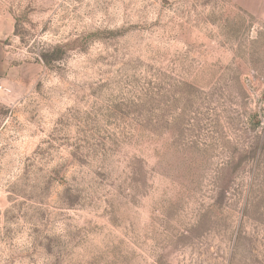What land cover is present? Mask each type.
Listing matches in <instances>:
<instances>
[{"label":"rangeland","instance_id":"374dc122","mask_svg":"<svg viewBox=\"0 0 264 264\" xmlns=\"http://www.w3.org/2000/svg\"><path fill=\"white\" fill-rule=\"evenodd\" d=\"M0 48V264H264V0H0Z\"/></svg>","mask_w":264,"mask_h":264},{"label":"crops","instance_id":"0c3cea01","mask_svg":"<svg viewBox=\"0 0 264 264\" xmlns=\"http://www.w3.org/2000/svg\"><path fill=\"white\" fill-rule=\"evenodd\" d=\"M4 55H5V49L0 48V69L5 68V61H4ZM0 84H1V79H0Z\"/></svg>","mask_w":264,"mask_h":264},{"label":"trees","instance_id":"16d2710c","mask_svg":"<svg viewBox=\"0 0 264 264\" xmlns=\"http://www.w3.org/2000/svg\"><path fill=\"white\" fill-rule=\"evenodd\" d=\"M17 31H18V30H17V28H16V33H17ZM55 57H56V56H55ZM42 59H44V62L46 63V65H48V66L50 65V61H49L45 56H43Z\"/></svg>","mask_w":264,"mask_h":264}]
</instances>
